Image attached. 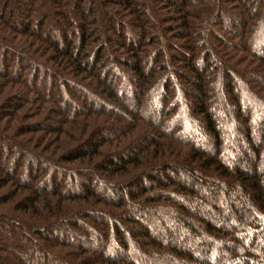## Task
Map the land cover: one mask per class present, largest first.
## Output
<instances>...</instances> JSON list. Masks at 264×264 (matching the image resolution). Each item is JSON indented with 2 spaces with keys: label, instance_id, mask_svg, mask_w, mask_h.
Wrapping results in <instances>:
<instances>
[{
  "label": "trees",
  "instance_id": "obj_1",
  "mask_svg": "<svg viewBox=\"0 0 264 264\" xmlns=\"http://www.w3.org/2000/svg\"><path fill=\"white\" fill-rule=\"evenodd\" d=\"M0 264H264V0H0Z\"/></svg>",
  "mask_w": 264,
  "mask_h": 264
}]
</instances>
